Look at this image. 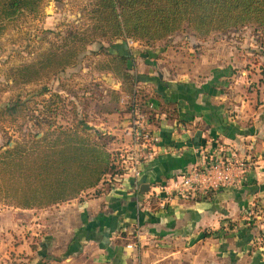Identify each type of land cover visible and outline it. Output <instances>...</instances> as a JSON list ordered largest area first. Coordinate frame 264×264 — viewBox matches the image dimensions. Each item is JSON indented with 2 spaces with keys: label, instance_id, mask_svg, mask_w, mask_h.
Instances as JSON below:
<instances>
[{
  "label": "crops",
  "instance_id": "1",
  "mask_svg": "<svg viewBox=\"0 0 264 264\" xmlns=\"http://www.w3.org/2000/svg\"><path fill=\"white\" fill-rule=\"evenodd\" d=\"M251 40L215 63L183 55L173 69L148 52L134 87L153 94L160 108L158 123L149 121L161 137L156 154L137 176L106 174L108 187L102 178L85 196L82 190L44 208L15 206L33 227L28 241L12 245L20 251L16 263L7 259L9 239L0 237L2 264H264V45ZM118 106L94 113L100 125L111 122L107 132H122L130 119V109ZM220 145L245 163L233 186L164 204L151 195L198 163L201 148L214 154Z\"/></svg>",
  "mask_w": 264,
  "mask_h": 264
},
{
  "label": "rangeland",
  "instance_id": "2",
  "mask_svg": "<svg viewBox=\"0 0 264 264\" xmlns=\"http://www.w3.org/2000/svg\"><path fill=\"white\" fill-rule=\"evenodd\" d=\"M96 1L38 0L32 8L19 6L7 15L0 0V171L2 153L6 149L21 144L24 149L21 155L31 157L37 152L38 142L52 145L53 140L55 143L60 139L56 137L61 134L57 126L67 127L78 122H83L89 129L88 134L83 135L92 137V141H104L111 150L124 153L129 148V140L120 131V126L117 131L109 129L107 132L106 125L111 122L100 125L102 117L96 119L94 113L98 110L107 112L114 103H126L131 88L125 76L126 67L136 76V71L145 65L148 52H156L155 56L158 54L157 57L173 69L177 59L187 54L191 55L188 57H211L214 63V58L218 60L220 55L235 56L236 49L244 46L247 36L251 42L256 39L257 44L264 45L263 38L260 42L264 35L250 26L213 29L206 33L185 26L151 42L99 35L86 42L85 49L78 52L74 62L64 66L51 64L35 71L34 64L38 65L51 50L63 44L69 28L81 30L91 25V11ZM126 52L132 54L125 58ZM26 66V71H22ZM45 86L47 89H43ZM14 100L22 102L17 111L11 115L2 113L4 105ZM95 130H99L100 135H96ZM103 131L105 134L101 133ZM35 139L37 143H34ZM0 183V237L9 239V247L14 243L20 245L23 238L29 240L32 229L29 226H33L27 216L15 214L17 205L9 201L1 177ZM104 186L106 188L108 184ZM83 191L81 195H87L86 189ZM9 216H15V223ZM9 247L7 259L13 261L20 251Z\"/></svg>",
  "mask_w": 264,
  "mask_h": 264
},
{
  "label": "trees",
  "instance_id": "3",
  "mask_svg": "<svg viewBox=\"0 0 264 264\" xmlns=\"http://www.w3.org/2000/svg\"><path fill=\"white\" fill-rule=\"evenodd\" d=\"M37 1L1 0V3L7 15H10L19 6L34 7ZM91 20V25L81 30L69 28L63 44L51 50L49 56L38 65L34 64L35 71L51 64L64 66L74 62L78 52L85 49L86 42L99 35L151 42L185 26L198 33L250 26L264 35V0H97L91 11ZM75 42L78 44L75 45ZM123 57L126 58V55ZM26 69L27 66L22 71ZM126 70L125 76L131 88L127 92L129 98L123 110L130 109L133 102L156 125L160 108L154 105V95L144 87L135 88L138 75L129 73L127 67ZM43 89H47L46 86ZM21 103L19 100L6 103L2 113L13 114ZM51 106L49 111L52 110ZM118 108V103H114L107 112ZM166 111L167 115H174L173 111ZM78 123L67 127L57 126L61 134L56 137L60 139L55 143L53 140L52 145L39 144L35 139L34 143L38 142L37 152L31 157L21 155L24 151L21 144L2 153L4 158L0 177L8 190L9 201L20 207L50 205L77 196L82 190L95 186L102 178L103 184H106V174L125 173V154L111 150L104 141H92V137L83 135L89 132L86 125ZM149 129L153 130L150 126ZM95 132L100 135L99 130ZM262 239L264 242V236Z\"/></svg>",
  "mask_w": 264,
  "mask_h": 264
},
{
  "label": "built area",
  "instance_id": "4",
  "mask_svg": "<svg viewBox=\"0 0 264 264\" xmlns=\"http://www.w3.org/2000/svg\"><path fill=\"white\" fill-rule=\"evenodd\" d=\"M129 117L126 126L122 127V133L129 138V148L124 152L123 163L125 173L137 176L141 162L152 158L160 148L161 137L149 129L148 116L133 102ZM224 150L225 148L220 145L215 152L217 155L214 152L209 154L207 150L201 148L202 155L198 163L154 186L151 195L159 197L160 203L164 204L173 197L186 198L196 195L208 197L219 187L233 186L237 182L236 177L240 176L235 174L236 169H244L245 163L241 159L233 158L231 153L225 154Z\"/></svg>",
  "mask_w": 264,
  "mask_h": 264
}]
</instances>
